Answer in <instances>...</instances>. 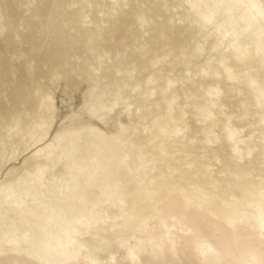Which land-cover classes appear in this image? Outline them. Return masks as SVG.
<instances>
[{
  "label": "rangeland",
  "instance_id": "374dc122",
  "mask_svg": "<svg viewBox=\"0 0 264 264\" xmlns=\"http://www.w3.org/2000/svg\"><path fill=\"white\" fill-rule=\"evenodd\" d=\"M260 3L0 0V261L62 264L73 248L80 264L258 254L264 199L259 218L237 198L264 183V20L248 7ZM209 99L219 135L200 157L172 143L197 130L192 107ZM168 104L181 134L161 155ZM91 105L112 111L101 121ZM223 125L237 130L230 140Z\"/></svg>",
  "mask_w": 264,
  "mask_h": 264
},
{
  "label": "bare ground",
  "instance_id": "6f19581e",
  "mask_svg": "<svg viewBox=\"0 0 264 264\" xmlns=\"http://www.w3.org/2000/svg\"><path fill=\"white\" fill-rule=\"evenodd\" d=\"M228 75L230 78L232 77L231 74L228 73ZM49 86H50V89H52V87L54 85H52L50 83ZM42 89H44V88H42V86H40V88L38 90V97L40 99L45 96L43 94L44 92L42 93V91H43ZM44 90H46V88ZM213 92L219 93V90H217V89L211 90V94H213ZM255 101H256L257 105H259L260 101L257 97H255ZM214 105H215V102H213L212 99H209L208 101H203L202 103H199L198 105H194L192 108L194 109L195 114L198 115V120H199L198 126L199 127L197 128V130L193 131L189 136L186 134H183L181 140H176L172 144L175 145L176 142H187V145H189L193 149V151L199 150L200 152H202L200 157H205V148H206V145L211 141L210 137L216 138L219 135V132H217L218 129H216L217 128L216 122L211 120V118H210L211 117V108ZM166 116H167V120H165L164 122H162L161 124L158 125V133L160 135L161 140H160V143H158L156 145V148H157L159 154H161V155L169 154L167 152L166 148H167V145L169 144L168 142L170 141V137L173 134H175L177 129H179V130L181 129L180 127H177V125L175 124V119L173 116L171 104H168V106H167ZM208 119H210V121H208ZM162 129L167 130L166 135L162 132ZM220 130H222L221 133L227 134V137L229 138V140L233 137V135L237 131L236 129H231L226 125L221 126ZM232 152L235 154L237 153L236 146H233ZM194 156H197V155H194ZM234 159L236 160L237 157L234 156ZM146 162H147L146 160H142L141 168H143L144 166H147ZM123 163H125V160ZM210 169H211V166L209 164L203 162L200 164L199 168L196 169L195 175L198 179L202 178V177H204V175L207 172H210ZM236 176H238V175H236ZM258 196H260V194L256 193L253 190H249L246 192L243 191V193L241 194V197L237 198V200H239V202L243 206L244 210L256 211L258 213V217L261 218L263 208L261 206V203H260ZM232 220H233V216H225V219L223 221L225 222V224H230V223H232ZM191 240L193 241L194 244L197 245V247L201 246L200 241H197L196 239H191ZM255 240L261 246H264V240H262V239H255ZM218 247H222V244L219 243ZM114 258H115L114 255L110 256V259H114ZM139 262H140V259L138 257H136L134 263H139ZM227 262L229 264H238V259L236 257H233V258L229 259Z\"/></svg>",
  "mask_w": 264,
  "mask_h": 264
},
{
  "label": "snow or ice",
  "instance_id": "6c2138e0",
  "mask_svg": "<svg viewBox=\"0 0 264 264\" xmlns=\"http://www.w3.org/2000/svg\"><path fill=\"white\" fill-rule=\"evenodd\" d=\"M4 7H7V5H5ZM24 7L31 9L32 5L30 3H28V4H25ZM248 7L253 8V9L259 8L260 17L262 20H264V0H261V3L259 5L251 4V5H248ZM4 30L6 31L7 29H4ZM17 38H19V37H17ZM260 38H261L260 55L262 57V63H264V27H262ZM28 69H29V71L32 70L31 64L28 65ZM253 84H254V82H253ZM94 93H95V90H93V94ZM261 106H262V108H264V88H262V90H261ZM88 111L94 117L103 121L107 118V114L112 111V108H111V106H107V105H104V106L91 105L88 107ZM77 115H79V114H74L73 118H76ZM261 123H262V125H264V114H262ZM92 131L94 133H96L95 129H93ZM162 132L165 135L167 134L166 129H162ZM175 134L180 135L181 130L177 129ZM260 195H261L262 199H264V183L261 184ZM208 251L210 252L212 250L209 249ZM173 252H175V246L173 248ZM201 254L204 256H207L208 253L202 252ZM69 255H70V259L63 261L62 264H72L73 260H75L76 264H80L79 259H78L80 252L76 251L73 248V249H70ZM129 255L132 258V260L135 261L136 253H135L134 249H131V248L129 249ZM0 264H11V262L0 261ZM87 264H100V262L97 261L96 259L92 258V257H88L87 258ZM171 264H183V262L172 261ZM202 264H209V262L207 261V259H205L204 261H202ZM239 264H264V246L261 247L258 254L252 253L248 259L240 261Z\"/></svg>",
  "mask_w": 264,
  "mask_h": 264
}]
</instances>
